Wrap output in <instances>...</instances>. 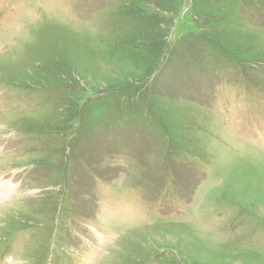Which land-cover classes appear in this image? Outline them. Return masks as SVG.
Masks as SVG:
<instances>
[{"label": "rangeland", "instance_id": "374dc122", "mask_svg": "<svg viewBox=\"0 0 264 264\" xmlns=\"http://www.w3.org/2000/svg\"><path fill=\"white\" fill-rule=\"evenodd\" d=\"M259 85L264 0H0V264H264Z\"/></svg>", "mask_w": 264, "mask_h": 264}, {"label": "trees", "instance_id": "16d2710c", "mask_svg": "<svg viewBox=\"0 0 264 264\" xmlns=\"http://www.w3.org/2000/svg\"><path fill=\"white\" fill-rule=\"evenodd\" d=\"M251 2H252V4L257 5V0H251ZM198 23H199V21H198ZM204 45H206V44H204ZM255 83L257 84V82H255ZM257 88L260 89V91L264 93V89L263 88L261 89L260 85Z\"/></svg>", "mask_w": 264, "mask_h": 264}]
</instances>
